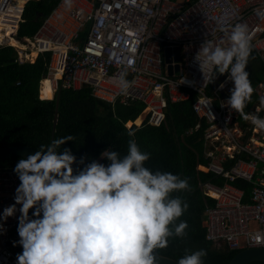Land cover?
Here are the masks:
<instances>
[{
	"label": "built area",
	"instance_id": "2783aa9c",
	"mask_svg": "<svg viewBox=\"0 0 264 264\" xmlns=\"http://www.w3.org/2000/svg\"><path fill=\"white\" fill-rule=\"evenodd\" d=\"M28 1L0 0V46H13L20 64L50 53L44 76L52 90L49 99L61 89L88 86L94 97L111 104L141 102L136 126L144 121L159 126L170 104L194 96L196 122L186 134L202 131L205 159L196 168L219 178L200 183L213 201L203 214L205 238L230 250L264 248V130L225 105L233 87L227 74L219 75L212 87L205 85L194 62L205 39H224L218 30L223 21L247 24L252 49L264 64V0H72L70 7L58 0L31 36L18 37ZM165 47L172 50L171 73ZM176 47L179 61L173 59ZM122 72L132 82L127 95L120 94L117 84ZM42 80L39 97L47 99L40 95ZM254 92L256 101L244 113L264 118L259 99L264 80ZM238 182L248 184L247 194ZM19 183L12 168L0 166V212L14 202ZM0 223L6 229L0 234V264H16L9 235L18 221L9 217Z\"/></svg>",
	"mask_w": 264,
	"mask_h": 264
},
{
	"label": "clouds",
	"instance_id": "9594fccd",
	"mask_svg": "<svg viewBox=\"0 0 264 264\" xmlns=\"http://www.w3.org/2000/svg\"><path fill=\"white\" fill-rule=\"evenodd\" d=\"M71 2L65 0L69 7ZM218 30L224 39H205L194 56L203 82L208 85L227 74L233 87L225 105L264 130V118L244 113L254 93L246 71L252 53L249 28L221 21ZM126 75L122 72L117 79L123 95L132 86ZM259 99L264 104V96ZM75 139L69 135L41 145L13 169L20 183L14 202L0 212V221H18L19 239L13 244L22 251L16 254V264H157L156 251L166 248L169 238L186 235L187 222L176 221L188 204L172 194L189 189L188 179L146 167L151 153L134 139L124 155L102 152L107 163L78 158L69 147L61 149ZM202 159L199 164H205ZM4 232L0 223V234ZM206 256L205 249L195 250L178 264H204Z\"/></svg>",
	"mask_w": 264,
	"mask_h": 264
},
{
	"label": "trees",
	"instance_id": "16d2710c",
	"mask_svg": "<svg viewBox=\"0 0 264 264\" xmlns=\"http://www.w3.org/2000/svg\"><path fill=\"white\" fill-rule=\"evenodd\" d=\"M58 0H29L26 4L23 21L17 30V36H31L39 27L43 18ZM41 12L37 21L33 18ZM49 52L39 53L34 61L18 63L16 50L11 45L0 46V147L11 144L28 145L36 151L41 145H48L52 138L74 136L75 141H68L63 147L71 148L79 158L86 156L88 161L97 160L102 152L115 150L121 155L127 153L128 141L134 139L142 151L151 153L145 166L153 171L160 170L178 174L187 178L189 189L175 192L188 204V209L176 223L186 221L188 228L183 237L169 238L166 248L158 252L179 260L192 251L205 249L207 256L204 264H227L237 252L225 246H215L205 238L202 214L205 207L213 201L205 196L200 183L206 180L219 182L213 174L197 170L202 159V131L186 134L196 120L191 110L192 95L189 100L170 104L165 120L159 126H152L146 121L136 126L130 125L141 113L143 104L130 101L127 104L103 101L94 97L88 86L80 89H61L57 107L54 131L55 97H39L40 81L44 79L49 62ZM246 71L250 73L253 88L264 80V64L252 49ZM255 92L244 111L256 101ZM129 132L134 135L129 136ZM21 156H13L0 162V166L14 169ZM103 163H107L103 159ZM245 188L248 187L238 182ZM19 239L17 225L9 235V245L17 254L22 251L13 244ZM249 264H264L252 261Z\"/></svg>",
	"mask_w": 264,
	"mask_h": 264
},
{
	"label": "water",
	"instance_id": "95a60500",
	"mask_svg": "<svg viewBox=\"0 0 264 264\" xmlns=\"http://www.w3.org/2000/svg\"><path fill=\"white\" fill-rule=\"evenodd\" d=\"M42 16L41 12H38L35 17L33 18L34 21H37L39 17ZM171 48L165 47L164 48V59L165 62L168 63V71L169 73L172 72V67L170 65V62L172 61V55H171ZM173 59L175 61H179L180 59V50L179 48L173 49ZM176 68V67H175ZM210 86H213V83L210 84ZM59 94L60 91H57L55 95V115L53 120V129L55 128L56 123V117H57V107H58V101H59ZM53 140V138H52ZM36 150L28 145H22V144H11V145H5L0 147V162L13 157V156H21L23 158H26L29 154H34ZM157 264H178V260L163 255L158 252V250L155 253ZM252 261H261L264 263V248L261 247H251V248H244L239 251H237L231 259L228 261L227 264H249Z\"/></svg>",
	"mask_w": 264,
	"mask_h": 264
},
{
	"label": "bare ground",
	"instance_id": "6f19581e",
	"mask_svg": "<svg viewBox=\"0 0 264 264\" xmlns=\"http://www.w3.org/2000/svg\"><path fill=\"white\" fill-rule=\"evenodd\" d=\"M19 2H22V0H19ZM10 33H11V31L8 32V34H10ZM10 42L14 45H19V42L14 37L10 38ZM40 95L42 98H50L51 97L52 94H51L50 82L48 79H44L42 81ZM139 121H140V118L138 117L136 119V123H139Z\"/></svg>",
	"mask_w": 264,
	"mask_h": 264
},
{
	"label": "crops",
	"instance_id": "0c3cea01",
	"mask_svg": "<svg viewBox=\"0 0 264 264\" xmlns=\"http://www.w3.org/2000/svg\"><path fill=\"white\" fill-rule=\"evenodd\" d=\"M33 55H34V54H33ZM43 80H44V79H43ZM43 80H42V81H43ZM261 81H262V80H261ZM259 82H260V81H259ZM259 82H258V83H259ZM41 83H42V82H41ZM256 86H257V85H256ZM256 86H254V88H255ZM50 88H51V86H50ZM40 93H41V92H40ZM51 94H52V90H51ZM51 96H52V95H51ZM47 99H49V98H47ZM138 117H139V116H138ZM138 117H137V118H138ZM137 118H136V119H137ZM136 119H135L134 121H129V122H130V125H127L126 123L124 124V125L127 127V129H129L130 126H131L132 124L137 125V123H136Z\"/></svg>",
	"mask_w": 264,
	"mask_h": 264
},
{
	"label": "rangeland",
	"instance_id": "374dc122",
	"mask_svg": "<svg viewBox=\"0 0 264 264\" xmlns=\"http://www.w3.org/2000/svg\"><path fill=\"white\" fill-rule=\"evenodd\" d=\"M97 160L103 163V159L101 158V156Z\"/></svg>",
	"mask_w": 264,
	"mask_h": 264
}]
</instances>
